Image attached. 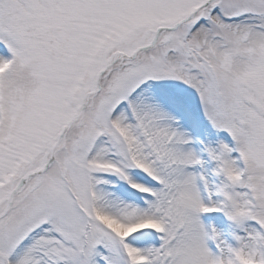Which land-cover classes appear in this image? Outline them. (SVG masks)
<instances>
[{"label": "snow or ice", "instance_id": "obj_1", "mask_svg": "<svg viewBox=\"0 0 264 264\" xmlns=\"http://www.w3.org/2000/svg\"><path fill=\"white\" fill-rule=\"evenodd\" d=\"M0 264H264V0H0Z\"/></svg>", "mask_w": 264, "mask_h": 264}, {"label": "rangeland", "instance_id": "obj_2", "mask_svg": "<svg viewBox=\"0 0 264 264\" xmlns=\"http://www.w3.org/2000/svg\"><path fill=\"white\" fill-rule=\"evenodd\" d=\"M226 135V134H225Z\"/></svg>", "mask_w": 264, "mask_h": 264}]
</instances>
